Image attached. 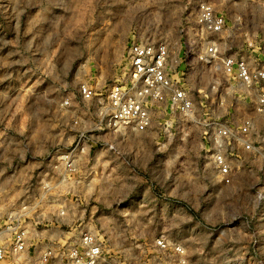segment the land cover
Returning a JSON list of instances; mask_svg holds the SVG:
<instances>
[{"label": "rangeland", "instance_id": "374dc122", "mask_svg": "<svg viewBox=\"0 0 264 264\" xmlns=\"http://www.w3.org/2000/svg\"><path fill=\"white\" fill-rule=\"evenodd\" d=\"M201 3L226 16L222 51L263 53L264 0H78L68 13L61 0H0V213L25 202L33 244L90 230L101 264H264V112L253 101L226 83L218 107L207 68L192 81L193 116L155 111L131 134L81 99L123 76L134 43L165 39L184 54ZM247 116L255 152L213 138Z\"/></svg>", "mask_w": 264, "mask_h": 264}, {"label": "built area", "instance_id": "2783aa9c", "mask_svg": "<svg viewBox=\"0 0 264 264\" xmlns=\"http://www.w3.org/2000/svg\"><path fill=\"white\" fill-rule=\"evenodd\" d=\"M196 25L200 35L181 55L173 53L165 39L132 44L123 76L107 88L84 87L81 99L86 104H96L98 117L109 130L144 134L153 125L155 111L167 109L193 116L197 103L192 81L199 72L212 68L217 79L211 85L216 93L221 92L216 99L218 107H226L223 95L227 94V83L235 93L253 101L258 113H263L264 51L258 57L222 51L225 39L220 35L229 30L228 23L226 16L210 4L198 5ZM256 58L260 59L254 61ZM216 136L230 142L232 149L255 152V119L247 116L240 123L215 131L213 138ZM217 165L222 181L230 184L231 167L223 156ZM258 200L264 204L262 192ZM14 207L0 213V264H101L103 249L92 231L84 230L65 241L45 237L40 244H33L29 208L25 202L22 207ZM157 247L166 250L168 244L158 240Z\"/></svg>", "mask_w": 264, "mask_h": 264}, {"label": "clouds", "instance_id": "9594fccd", "mask_svg": "<svg viewBox=\"0 0 264 264\" xmlns=\"http://www.w3.org/2000/svg\"><path fill=\"white\" fill-rule=\"evenodd\" d=\"M78 0H61V6L65 8L66 13L75 10Z\"/></svg>", "mask_w": 264, "mask_h": 264}]
</instances>
